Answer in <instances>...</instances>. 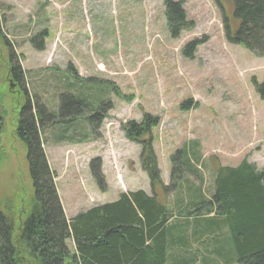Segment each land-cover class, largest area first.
Instances as JSON below:
<instances>
[{
  "label": "rangeland",
  "instance_id": "rangeland-1",
  "mask_svg": "<svg viewBox=\"0 0 264 264\" xmlns=\"http://www.w3.org/2000/svg\"><path fill=\"white\" fill-rule=\"evenodd\" d=\"M184 3L194 27L175 39L166 27L164 0H0V207L13 222V233L23 216L20 209L31 202L32 181L16 134L26 96L10 80V51L25 72V89L50 112L60 107L62 92L80 93L91 107L98 100L112 101L99 137L90 135L86 123H76L78 131L72 135L77 140L86 136L76 143L62 141L53 128L40 131L66 219L129 188L152 192L141 167V146L120 128L125 121L139 122L145 112L159 117L151 134L163 182L168 181L170 154L188 141L197 142L201 159L191 164L200 172L185 173V180L201 178L207 187L215 169L236 167L243 159L264 172V99L252 83L264 80V57L227 41L222 18L236 26L227 0ZM42 30L47 35L41 41L37 33ZM192 40L198 45L189 59L181 49ZM90 89L98 91L97 100L84 95ZM188 100L192 108L181 107ZM94 157L101 160L100 183L89 169ZM154 190L161 201L164 193L159 186ZM65 244L70 250L69 238ZM201 255L193 264H206L210 258L224 264L213 253H204L203 261Z\"/></svg>",
  "mask_w": 264,
  "mask_h": 264
},
{
  "label": "trees",
  "instance_id": "trees-1",
  "mask_svg": "<svg viewBox=\"0 0 264 264\" xmlns=\"http://www.w3.org/2000/svg\"><path fill=\"white\" fill-rule=\"evenodd\" d=\"M227 1L236 23L229 25L226 16L222 18L227 41L264 57V0ZM164 4L166 27L172 38L194 27L193 21L186 18L184 0H164ZM219 7L224 14L222 2ZM46 35L42 30L37 38L42 41ZM40 40L36 44L43 50ZM197 45V41H189L181 49L183 55L190 59ZM9 58L10 80L26 96L18 113L16 134L26 151L32 194L31 202L20 209L23 216L17 233H13L10 216L0 207V264H65L67 259L71 264H193L201 253H213L224 264H264V172L243 159L236 167L215 169L212 184L207 187L201 178L195 182L185 180V173L200 172L191 166L201 159L198 144L193 141L170 154L169 182L165 185L156 169L152 146L151 130L159 124V117L147 112L139 122L125 121L120 128L128 140L141 146L139 158L152 186L151 195L141 190L121 193L113 203L91 207L66 219L40 131L53 128L60 132L62 141L76 143L86 139L82 136L77 140L72 135L78 131L76 123H86L90 135L99 137L112 101L98 100L100 103L91 107L80 93L62 92L60 107L50 112L25 89V72L13 51ZM67 69L73 78L78 77L71 64ZM252 83L256 94L264 99V80ZM93 92L90 89L84 95L97 100L100 95ZM192 106L191 100L181 104ZM2 122L0 117V132ZM100 165L97 157L90 159L89 169L98 183L102 179ZM156 186L164 195L174 193L175 198L169 203L160 202L154 193ZM173 218L178 223H169ZM68 238L74 243L73 253L66 247ZM208 260L206 264H218L213 258Z\"/></svg>",
  "mask_w": 264,
  "mask_h": 264
},
{
  "label": "crops",
  "instance_id": "crops-1",
  "mask_svg": "<svg viewBox=\"0 0 264 264\" xmlns=\"http://www.w3.org/2000/svg\"><path fill=\"white\" fill-rule=\"evenodd\" d=\"M165 185H168V183H165ZM137 190L143 191L147 196L151 195L150 191H147L145 188H142V187H138L137 189H130L129 188V190H126L125 192H121V193H124L125 194L126 192H136ZM121 193L118 195V197L113 198L111 200L103 201L102 203H96L94 205H90V207H86V208L84 207L85 209H80L79 211L77 210L76 212L68 215L67 218H71L72 216L78 214L79 212L87 211L91 207H94V206L102 205V204H105V203H113L114 201H116V200L119 199ZM172 198L173 199L175 198V194L174 193L163 196V199L160 202H165V201L168 202L169 200H172ZM169 223L173 224V223H178V222H177V219H174L173 218V220H171ZM69 241H70V244H71V247L69 248L70 249L69 251H70V253H73L75 251V246H74L73 241L70 238H69ZM69 264H71L70 261H69Z\"/></svg>",
  "mask_w": 264,
  "mask_h": 264
}]
</instances>
